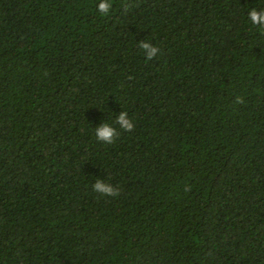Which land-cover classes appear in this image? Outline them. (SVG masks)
I'll return each mask as SVG.
<instances>
[{"label":"trees","instance_id":"16d2710c","mask_svg":"<svg viewBox=\"0 0 264 264\" xmlns=\"http://www.w3.org/2000/svg\"><path fill=\"white\" fill-rule=\"evenodd\" d=\"M101 2L0 0V264H264V0Z\"/></svg>","mask_w":264,"mask_h":264},{"label":"clouds","instance_id":"9594fccd","mask_svg":"<svg viewBox=\"0 0 264 264\" xmlns=\"http://www.w3.org/2000/svg\"><path fill=\"white\" fill-rule=\"evenodd\" d=\"M111 8V4L109 0H102V2L98 6V10L101 13L106 14ZM249 18L253 24L264 27V12L258 11L256 9H252L249 13ZM140 48L145 50L148 49V58L151 60L159 51V48L150 44L149 42H141ZM243 97H237L236 103H243ZM116 123L120 125L121 129L124 131H131L135 127L133 121L128 117L127 112H122L117 116ZM119 133L116 128L108 123H104L102 126L97 127L96 136L97 139L104 141L105 143H112L117 137ZM95 191L100 192L104 195L108 196H118L120 194V189L102 182L98 181L93 185Z\"/></svg>","mask_w":264,"mask_h":264}]
</instances>
